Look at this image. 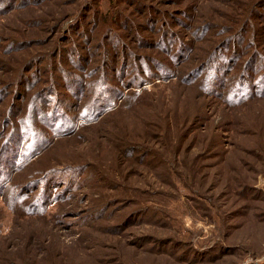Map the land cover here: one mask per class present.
<instances>
[{
  "label": "rangeland",
  "instance_id": "374dc122",
  "mask_svg": "<svg viewBox=\"0 0 264 264\" xmlns=\"http://www.w3.org/2000/svg\"><path fill=\"white\" fill-rule=\"evenodd\" d=\"M247 80L264 0H0V264H264Z\"/></svg>",
  "mask_w": 264,
  "mask_h": 264
},
{
  "label": "trees",
  "instance_id": "16d2710c",
  "mask_svg": "<svg viewBox=\"0 0 264 264\" xmlns=\"http://www.w3.org/2000/svg\"><path fill=\"white\" fill-rule=\"evenodd\" d=\"M208 69L210 70L212 68ZM206 77L210 78L211 75H207ZM205 83L209 85L210 82L205 81ZM260 83L262 84L261 88L251 85L248 80L247 82H238L237 85L231 91L229 98H226V100H228L232 104H238L246 100H250L254 97H259L262 94L264 95V82L260 81Z\"/></svg>",
  "mask_w": 264,
  "mask_h": 264
}]
</instances>
